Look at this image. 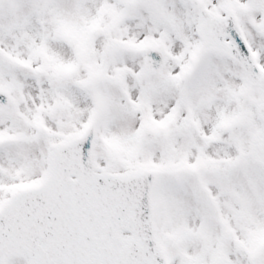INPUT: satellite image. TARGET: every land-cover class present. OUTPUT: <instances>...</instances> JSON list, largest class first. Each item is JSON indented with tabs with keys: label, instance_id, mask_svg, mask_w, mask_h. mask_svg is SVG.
Masks as SVG:
<instances>
[{
	"label": "snow or ice",
	"instance_id": "6c2138e0",
	"mask_svg": "<svg viewBox=\"0 0 264 264\" xmlns=\"http://www.w3.org/2000/svg\"><path fill=\"white\" fill-rule=\"evenodd\" d=\"M0 264H264V0H0Z\"/></svg>",
	"mask_w": 264,
	"mask_h": 264
}]
</instances>
